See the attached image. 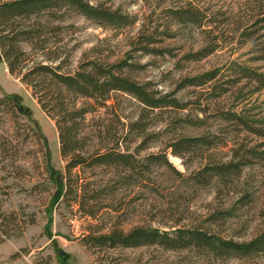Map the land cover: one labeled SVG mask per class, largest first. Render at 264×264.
<instances>
[{
	"label": "rangeland",
	"instance_id": "1",
	"mask_svg": "<svg viewBox=\"0 0 264 264\" xmlns=\"http://www.w3.org/2000/svg\"><path fill=\"white\" fill-rule=\"evenodd\" d=\"M91 2L133 22L100 27L67 8L56 18L44 12L41 31L50 45L58 41L73 67L124 63L122 77L178 104L151 109L113 93L111 108L88 115L82 155L104 153L118 137L115 150L133 157L130 167L89 168L86 160L68 177L53 121L0 59V99L9 96L13 105H0V213L34 218L22 233L9 225L0 264H264V254L227 257L195 245L95 251L83 245L90 231L136 226L198 230L239 243L264 232V88L255 79L264 75V0ZM99 129L101 146L93 138ZM196 137L209 145L182 150L181 158L167 148ZM220 165L229 168L224 177L213 170L198 176ZM68 179L66 197L59 189ZM76 180L87 185L83 202Z\"/></svg>",
	"mask_w": 264,
	"mask_h": 264
},
{
	"label": "trees",
	"instance_id": "2",
	"mask_svg": "<svg viewBox=\"0 0 264 264\" xmlns=\"http://www.w3.org/2000/svg\"><path fill=\"white\" fill-rule=\"evenodd\" d=\"M67 8L76 14L93 21L100 27L120 28L133 22L128 15L119 10H111L93 4L91 0H0V59L7 67L8 73L17 78L30 91L40 109L53 121L60 144V155L67 160L65 171L68 174L89 161L88 167L95 166H129L132 156L116 152L121 140L114 138L113 147L106 152H94L91 157L84 158L82 129L88 115L102 109L111 108L112 95L122 92L134 97L141 104L151 108L177 106L174 98L166 96L155 99L143 87L120 75L124 63L117 65L100 64L98 62L80 63L73 67L70 55L61 53L58 41L51 46L49 39L42 35L40 18L44 12L56 18L58 11ZM58 28V27H55ZM211 76V75H210ZM212 77H210V80ZM256 82L264 88V75L255 77ZM254 79V80H255ZM12 105V98L4 96L0 105ZM120 122L119 116L114 114ZM93 138L99 146L104 140V133L99 129ZM206 137L183 138L175 141L167 148L173 156L182 157V150H195L208 146ZM102 148H106L103 145ZM148 161H159L158 156H149ZM165 160V158H164ZM225 166L208 169L203 168L198 176L213 173L224 177ZM79 180V175H76ZM75 181V189L82 193L80 202L87 197V185ZM59 193L64 196L71 194V182L68 179L65 190L60 185ZM82 200V201H81ZM87 214L91 215L89 211ZM34 218L26 221L18 219L14 212L0 213V240L8 239L10 224L17 226L20 233L27 224H33ZM83 245L89 251L102 249H136L146 246H160L166 249L197 246L215 255L246 258L264 254V232L247 242H233L208 235L198 230L174 229L162 231L153 227L136 226L124 232L110 229L107 232L90 231L83 239ZM36 264H42L37 262ZM43 264H48L46 261Z\"/></svg>",
	"mask_w": 264,
	"mask_h": 264
},
{
	"label": "water",
	"instance_id": "3",
	"mask_svg": "<svg viewBox=\"0 0 264 264\" xmlns=\"http://www.w3.org/2000/svg\"><path fill=\"white\" fill-rule=\"evenodd\" d=\"M56 255L59 257V256H61V255H63V252L61 251V250H56Z\"/></svg>",
	"mask_w": 264,
	"mask_h": 264
}]
</instances>
